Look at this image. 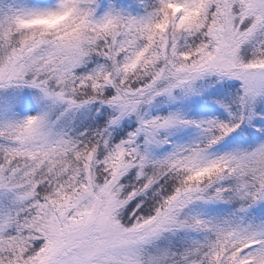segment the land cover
<instances>
[{
  "label": "snow or ice",
  "instance_id": "snow-or-ice-1",
  "mask_svg": "<svg viewBox=\"0 0 264 264\" xmlns=\"http://www.w3.org/2000/svg\"><path fill=\"white\" fill-rule=\"evenodd\" d=\"M0 264H264V0H0Z\"/></svg>",
  "mask_w": 264,
  "mask_h": 264
}]
</instances>
